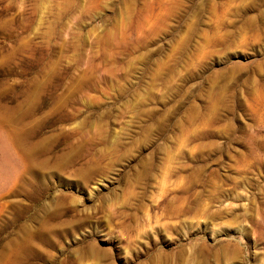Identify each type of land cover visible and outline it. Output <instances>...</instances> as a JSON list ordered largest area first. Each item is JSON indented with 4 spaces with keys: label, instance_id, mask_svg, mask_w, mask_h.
<instances>
[{
    "label": "rangeland",
    "instance_id": "rangeland-1",
    "mask_svg": "<svg viewBox=\"0 0 264 264\" xmlns=\"http://www.w3.org/2000/svg\"><path fill=\"white\" fill-rule=\"evenodd\" d=\"M0 264H264V0H0Z\"/></svg>",
    "mask_w": 264,
    "mask_h": 264
}]
</instances>
